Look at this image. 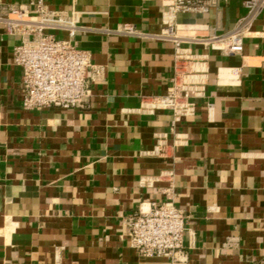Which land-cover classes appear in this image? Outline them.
I'll use <instances>...</instances> for the list:
<instances>
[{
	"label": "crops",
	"instance_id": "obj_1",
	"mask_svg": "<svg viewBox=\"0 0 264 264\" xmlns=\"http://www.w3.org/2000/svg\"><path fill=\"white\" fill-rule=\"evenodd\" d=\"M168 2L49 1L77 16L91 95L82 108L29 110L14 61L25 34L6 20L33 8L0 0V264H171L130 243L129 216L154 202L187 216L181 264H264V11L234 53L196 39L234 31L244 0L172 16ZM177 67L205 71L179 119L156 104Z\"/></svg>",
	"mask_w": 264,
	"mask_h": 264
},
{
	"label": "built area",
	"instance_id": "obj_2",
	"mask_svg": "<svg viewBox=\"0 0 264 264\" xmlns=\"http://www.w3.org/2000/svg\"><path fill=\"white\" fill-rule=\"evenodd\" d=\"M49 1L52 0H30L32 19H24L25 10L20 7L12 10L17 14L16 18L6 20L10 31L25 34L14 51L15 64L22 69V103L29 110L82 108L91 95L90 79L95 66L90 52L72 42L80 29L76 14L53 9ZM213 2L169 0L168 13L171 16L177 13H205ZM244 6L246 13L234 31L196 41L228 52H242L243 34L264 11V0H244ZM166 23L168 27L162 35L167 36L173 31L170 20L167 19ZM121 30L128 34H140L130 24H124ZM58 31L66 32L68 37H59L56 34ZM174 39L177 47L175 58L179 61L187 53L181 47L179 38ZM204 73L202 69L186 71L177 67L172 88L168 94L157 97L156 104L172 109L176 119L194 113L195 104L190 100V95L191 91L203 85ZM186 220L184 210L173 202H154L149 210H139L129 216L127 222L131 246L142 256H165L171 258V264H181L186 259Z\"/></svg>",
	"mask_w": 264,
	"mask_h": 264
}]
</instances>
